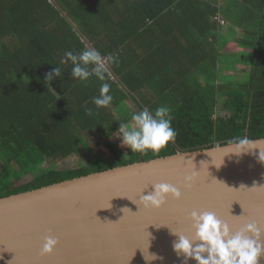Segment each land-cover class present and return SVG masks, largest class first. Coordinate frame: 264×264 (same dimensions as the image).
<instances>
[{
	"label": "trees",
	"instance_id": "1",
	"mask_svg": "<svg viewBox=\"0 0 264 264\" xmlns=\"http://www.w3.org/2000/svg\"><path fill=\"white\" fill-rule=\"evenodd\" d=\"M223 1L0 0V198L263 139L264 0ZM88 48L106 61L103 81L93 74L81 82L62 63L65 52ZM55 67L62 76L50 82ZM103 83L113 100L97 108ZM160 106L171 109L177 136L158 155L109 143L133 113ZM99 143L112 161L40 169L71 156L84 161Z\"/></svg>",
	"mask_w": 264,
	"mask_h": 264
},
{
	"label": "water",
	"instance_id": "2",
	"mask_svg": "<svg viewBox=\"0 0 264 264\" xmlns=\"http://www.w3.org/2000/svg\"><path fill=\"white\" fill-rule=\"evenodd\" d=\"M250 142L177 152L0 198V264H184L172 231L191 236L194 210L214 212L233 231L248 222L264 230V138ZM193 174L186 189L183 177ZM162 182L179 187L181 198L141 207L140 192ZM48 235L58 244L42 255Z\"/></svg>",
	"mask_w": 264,
	"mask_h": 264
},
{
	"label": "clouds",
	"instance_id": "3",
	"mask_svg": "<svg viewBox=\"0 0 264 264\" xmlns=\"http://www.w3.org/2000/svg\"><path fill=\"white\" fill-rule=\"evenodd\" d=\"M114 59L109 57L110 62ZM68 62L73 65L71 75L81 82H86L93 74L99 80H105L106 65L103 63L101 53L95 48H88L79 54H74L72 51L65 52L62 63ZM89 65L93 66L91 72ZM61 76V68L55 67L45 79L51 82ZM109 93L110 85L103 83L99 96L93 98L97 108L108 107L111 104L113 97ZM86 113L91 115L92 110L86 109ZM131 121L132 125H120L118 138L122 146L133 152L144 154L150 151L153 155H158L170 142H174L177 136L171 123V109L166 106H160L154 112L145 108L133 113ZM249 143L251 142L247 139L240 141L241 145ZM195 180V174L185 175L183 186L188 189ZM140 194L138 204L146 209H159L167 198L179 200L182 195L179 187L163 182L152 184V191L149 194ZM188 219L193 229L191 236L172 231L177 237L173 243V251L183 257L184 264H187L189 259L194 260L196 264H259V258L264 255V239H262L264 230L254 222L245 223L243 227L233 231L229 223L219 219L214 212L194 210L189 213ZM57 244L56 238L51 235L45 236L40 249L41 254H51Z\"/></svg>",
	"mask_w": 264,
	"mask_h": 264
},
{
	"label": "rangeland",
	"instance_id": "4",
	"mask_svg": "<svg viewBox=\"0 0 264 264\" xmlns=\"http://www.w3.org/2000/svg\"><path fill=\"white\" fill-rule=\"evenodd\" d=\"M233 75H236V73H232ZM120 136V133L117 135H114L108 139L109 143L115 146L119 150L126 151V147L121 145L120 139L118 138ZM126 153V152H123ZM92 160L94 163L100 162V164L108 163V161H112L113 157L110 152L105 148V146H102L101 143H99L98 146L95 147L94 152L90 155V157H86L84 161H79L76 159V157L71 156L69 159L57 162L55 164H44L41 166V170H47V169H77L82 166H87L88 162ZM39 173V172H36ZM33 178L32 175L26 178V180H31Z\"/></svg>",
	"mask_w": 264,
	"mask_h": 264
},
{
	"label": "crops",
	"instance_id": "5",
	"mask_svg": "<svg viewBox=\"0 0 264 264\" xmlns=\"http://www.w3.org/2000/svg\"><path fill=\"white\" fill-rule=\"evenodd\" d=\"M227 1H231V0H227ZM241 1V0H240ZM223 2H225V1H223V0H220V3H223ZM236 12L239 10V8L238 7H235V8H233Z\"/></svg>",
	"mask_w": 264,
	"mask_h": 264
},
{
	"label": "built area",
	"instance_id": "6",
	"mask_svg": "<svg viewBox=\"0 0 264 264\" xmlns=\"http://www.w3.org/2000/svg\"><path fill=\"white\" fill-rule=\"evenodd\" d=\"M103 62L105 63L106 61L104 60Z\"/></svg>",
	"mask_w": 264,
	"mask_h": 264
}]
</instances>
